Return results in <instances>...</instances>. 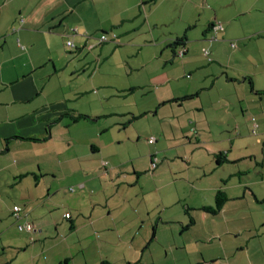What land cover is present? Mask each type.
<instances>
[{
    "label": "crops",
    "instance_id": "crops-1",
    "mask_svg": "<svg viewBox=\"0 0 264 264\" xmlns=\"http://www.w3.org/2000/svg\"><path fill=\"white\" fill-rule=\"evenodd\" d=\"M102 34L111 39L99 42ZM70 40L74 47L68 46ZM202 49L210 50L211 60ZM217 84H224L226 93L208 98L207 90ZM256 96L264 99V0H0V200L8 205V221L18 225L13 214L19 206L20 222L35 227L1 232L15 238L19 251L40 248L39 260L33 255L27 264H90L85 238L70 242L81 229L98 234L95 264H264V163L254 152L230 157L236 140L224 134L239 128L240 113L250 116ZM209 110L217 112L214 121L223 123L220 131L211 125ZM79 115L86 117L75 119ZM150 115L161 121L162 141L150 142L146 132L135 137L118 122L116 133L108 120L131 116L132 122ZM207 134L219 136L218 141L205 139ZM143 136L150 153L139 149ZM196 136L199 144L189 148ZM207 142L223 145L208 150ZM258 143L264 150V137ZM199 147L220 165L246 157L261 165V179L246 183L243 195L251 193L253 204L242 226L210 229L207 237L191 228L196 224L193 208L174 210L178 203H162L152 230L126 228L121 219L128 212H119V205L125 206L131 186L142 187L141 176L150 171L136 158L150 154L154 164L163 152L175 151L190 169L188 159L205 151ZM172 153L164 158L172 160ZM158 165L151 170L161 189ZM208 165L202 160V173ZM221 179L224 185L197 190L215 193L216 203L219 190L228 197L230 179ZM63 198L76 201V217L70 211L52 218L48 211L39 213L49 202L55 210V200L66 203ZM205 207L214 205L199 209L207 213ZM162 223L183 228L170 226L166 236L165 228H157ZM53 226L49 246L47 232ZM0 240L6 248L4 235ZM2 264L13 262L6 258Z\"/></svg>",
    "mask_w": 264,
    "mask_h": 264
},
{
    "label": "rangeland",
    "instance_id": "rangeland-1",
    "mask_svg": "<svg viewBox=\"0 0 264 264\" xmlns=\"http://www.w3.org/2000/svg\"><path fill=\"white\" fill-rule=\"evenodd\" d=\"M201 53L202 54L204 53V49H202ZM206 58L208 59V57ZM223 85L224 84L221 85L217 84L212 89L207 90L206 96L210 98L211 96L216 97L219 94H225L227 89H225ZM255 98H256V102L255 104L253 103L254 105L252 107L255 108L250 111H247L248 115L250 116L246 119L245 117H243V114L240 113L239 120L242 121L239 122V128H236L235 131L233 132L230 133L225 132L224 134L225 135L230 134L232 135L231 137H233L234 140H236L237 147L234 153L230 154V157L246 156L248 155L249 152L250 154L254 152V157H256L255 159H257L258 163L259 162L264 163V150L262 147L263 144L261 145L260 143H258L259 137H264V99L261 100L260 96H256ZM243 99L245 100L248 99L247 94L246 96H244ZM249 102L251 103L250 98H249ZM236 103H240V101ZM241 103L243 105L247 104L244 100ZM207 113L209 119L211 120V125L214 127V129L217 127L219 128L218 131H220L222 128H224L222 122H219L217 120L214 121L215 118L214 116L217 114V112H214V114H212L211 111L209 110ZM116 119L117 117H111L110 119H108L109 124L112 125L113 128L116 125H118L114 123L118 122L121 123L122 127L124 125L127 126L128 131L130 130V132L134 133L135 137H137L138 134L141 132L143 133L146 132L149 135L148 137L153 138V142L155 141V139H157L158 141L163 140V135L161 132H159L161 128V121L155 115H150L149 117H142L137 120H132V122H130L131 116L128 118V120L119 121ZM243 119L245 121H243ZM102 122L106 123V121H102ZM157 123L158 125H156ZM164 128L166 129V131H169L170 129L168 125H164ZM114 130L116 133H118V128L117 129L114 128ZM169 132L172 133V131ZM107 134L109 139V133ZM211 137L213 136L207 134L205 139H210ZM218 137L219 136L216 137L214 136L211 139L218 141L219 139ZM198 139L199 136H196L195 139H192L191 143L188 144L187 146L189 148H192L195 143L199 144ZM137 142H138L137 144L140 145L139 149H141L142 151L149 150L150 153L152 147L151 144L149 145V141L147 137L143 136ZM132 145L134 149L138 151L133 143ZM217 145L221 147V145L223 144L221 143L220 145L210 142L209 144L208 142L205 143V147H207L208 150L216 149ZM227 146L228 144H226V146H223L224 149H226L225 147ZM178 148H180L181 152H183L182 147H178ZM199 149L205 150L200 147ZM170 152L172 153L175 151H169V154H171ZM163 153H162V158L159 159L158 162H154V164L151 163L152 162L150 160L151 158H149L150 154L148 157L136 158L137 164H143L144 166L148 165L150 167V171L148 173L145 172L142 174L141 181L144 184L142 187L140 185H138V187H135L134 185L131 186V191H129L130 196H128L130 200L122 201V203L125 206L119 205L118 208L119 212L123 210H126V212H128V216L127 213L124 212L122 214V217L124 219H121L122 224L126 228H151L152 230L153 226L156 223L155 221L157 217L159 218V216H157V213H158V209L162 208V206H160L162 203H164L165 205L178 203V205L174 207L175 208L174 210H178V208H180V205L182 206L184 205V207L190 206L191 208H193L191 210V214L194 216L196 220V224L192 225L191 228H196V230H200L201 232H204L207 237H209L210 229L216 230L218 228H233V227L240 228L243 222L246 221L248 217H250V211L248 209V206L253 204V197L251 193L245 196L243 195L245 190H248L247 188L248 185L246 183L258 182V180H260L262 175L264 174V173L261 174L262 171L261 165L255 163L253 157L251 158L246 157L238 161L228 159L224 161V164L220 165L217 162V158L208 155L209 154L208 151L206 150L198 151L195 157L191 156V158L188 159L191 161V167H190L191 170H190L189 166L188 167L186 166V162L184 161V159L186 158H184L183 156L181 155L175 156V154L172 153L174 154L173 156L175 157H173L172 160H169L168 158H164V156L166 155L167 157H170L171 155H169L168 153L165 154V152ZM133 157L135 159L136 156ZM201 159L205 162L207 161L209 163L210 162L212 163V165L207 166L206 168L207 173L206 172L202 173L204 169L201 168L202 165ZM157 164H159L158 165L159 167L158 175H160L158 178L159 183L164 184V186H162L161 189H159V186L155 184V180L153 178V172H152V170L155 169ZM221 178L230 179L229 191L228 192L226 191L229 197V201L226 203L223 210L219 214L213 215L208 212L205 213L199 208L203 204L215 206V193L211 194L210 191L201 192L197 190V187L199 188V187L207 186L211 188V187H218L219 185H224V182H222ZM195 181H196V185H193ZM237 181L240 183V185L237 184ZM186 188L188 189L187 192H186ZM255 188L259 189L260 187L259 185L256 184ZM240 192L242 194H240ZM66 193L67 192H65V194ZM66 195H68V193ZM69 195H71V193H69ZM179 195L181 197L180 202H179ZM63 199L65 200L66 203L64 202L59 203L57 202V200H55L54 203L56 207H58L55 208V210L52 209L53 208L52 205L54 204L49 202L42 206L39 213L44 215L45 212L48 211L49 217L52 218L53 215H58L59 212L70 211L71 213H75L74 215L76 217L77 213L75 212V209H73L74 206L76 205V201H73L71 198H63ZM90 199H91L90 197L87 199L88 202H90ZM83 204L85 205V202H83ZM7 206L8 205L6 204L4 198L1 199L0 210L2 209L3 219L0 220V235H4V239H5L4 241L6 242L5 244L7 246L6 248L3 249L2 248L3 244H0V264H2L3 261L6 260V258L11 259L13 264H27L29 261L28 258L30 259V257L33 255H35V258L39 260L40 248L36 249L35 251L32 249L30 251L28 250L19 251L18 249H16V247H18V244L17 241L14 240L15 238L13 237V239L11 240V237L7 236L8 235L6 234L7 231L16 234V232H20L19 225L28 222V221L20 222L21 220L17 219L19 222L17 225V222L14 223V221H8ZM89 208H85V210H88ZM148 209L150 211H148ZM140 214L142 215V218H139L138 220V215ZM166 214L169 213L166 212L164 215ZM205 214L206 217H208L207 219H205L206 217H204ZM185 215L188 218V215L187 214ZM169 216L170 215L166 217ZM171 217L181 219L178 216H171ZM170 226H173V228H183V225L179 223L165 224V225L162 223L160 224V226L158 225L157 228H161V232H162V228H165L164 234L167 236L169 228H171ZM3 229H7L6 233L1 232ZM55 229H56L55 226H53V228L48 229L47 237L49 238H47L46 242L49 246L54 244V239L52 237L55 235ZM188 234L191 236L192 233H187V235ZM89 235L90 232L88 230L81 229L78 235H74L73 237L70 238V242L73 243L78 237L85 238L86 241L85 250L89 254V259L92 258L90 264H95L94 261H96V254L98 252V248H100V240L98 234H96L95 232H93L92 236ZM100 238L103 239L102 237ZM101 243L103 246L110 245L109 242H105V240H102ZM117 247L118 246H115L116 250L119 249ZM57 249H62V247H58ZM47 250H48V255H51L53 250L48 247ZM104 251H106V248H104ZM110 252L113 255L115 253V250L111 249ZM112 260L115 262V257L112 258Z\"/></svg>",
    "mask_w": 264,
    "mask_h": 264
},
{
    "label": "built area",
    "instance_id": "built-area-1",
    "mask_svg": "<svg viewBox=\"0 0 264 264\" xmlns=\"http://www.w3.org/2000/svg\"><path fill=\"white\" fill-rule=\"evenodd\" d=\"M216 28H218V29H224V26H223V24L221 23V22H216L215 23V25H214ZM112 38L114 39V38H116V34H113L112 35ZM111 38L109 37V36H107V34H102L99 38H98V40H99V42H107V41H109ZM236 45H237V43L235 42V41H233L232 42V46L233 47H236ZM68 46H70V47H74L75 46V44H74V42L72 41V40H70V41H68ZM185 48L184 49H182L178 54L180 55V56H182L184 53H185ZM204 54L209 58V60H211L212 58H211V56H210V50L209 49H204ZM150 142H153V138H151V140H150ZM70 213H67L66 214V217H70ZM14 216L16 217V219H18V220H20L23 216H22V214H21V207H19V206H15V208H14ZM19 230L20 231H24V230H26V231H29V232H32V231H34L35 230V227H34V225L32 224V223H30V222H26V223H23V224H20L19 225Z\"/></svg>",
    "mask_w": 264,
    "mask_h": 264
},
{
    "label": "trees",
    "instance_id": "trees-1",
    "mask_svg": "<svg viewBox=\"0 0 264 264\" xmlns=\"http://www.w3.org/2000/svg\"><path fill=\"white\" fill-rule=\"evenodd\" d=\"M86 117L85 115H79L78 117H75V119H80V118H84ZM228 201V197L226 195V193L223 190H219L216 196V203L214 207H205L203 208L205 211L213 213V214H217L219 211H221L226 202ZM190 223H194V220L191 219Z\"/></svg>",
    "mask_w": 264,
    "mask_h": 264
}]
</instances>
